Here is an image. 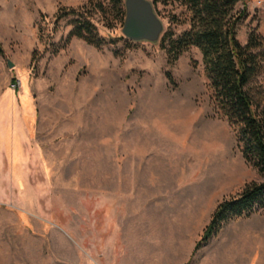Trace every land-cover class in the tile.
I'll use <instances>...</instances> for the list:
<instances>
[{
	"label": "rangeland",
	"instance_id": "374dc122",
	"mask_svg": "<svg viewBox=\"0 0 264 264\" xmlns=\"http://www.w3.org/2000/svg\"><path fill=\"white\" fill-rule=\"evenodd\" d=\"M87 2L0 0V264H264V208L194 250L218 202L264 180L210 98L200 49L171 64L95 13L113 42L72 37L51 54L72 27L57 14ZM157 7L166 28L171 6ZM234 12L242 44L264 36V0Z\"/></svg>",
	"mask_w": 264,
	"mask_h": 264
},
{
	"label": "trees",
	"instance_id": "16d2710c",
	"mask_svg": "<svg viewBox=\"0 0 264 264\" xmlns=\"http://www.w3.org/2000/svg\"><path fill=\"white\" fill-rule=\"evenodd\" d=\"M151 1L156 12L159 3L171 6L166 13L169 24L158 40L168 54L169 63H174L190 46L200 49L211 100L235 128L245 159L264 172V88L257 92L250 90L252 80L264 71V36L252 30L245 44L239 40L236 24L241 15H236L234 9L240 0ZM95 13L101 15L107 28L122 26L124 0H88L79 7L60 10L56 19L70 14L72 27L64 40L52 43L51 54H57L72 37L98 48L113 42L116 38L107 39L100 33L94 21ZM178 27L182 29L178 31ZM0 54H5L1 42ZM38 57L34 52L31 61ZM166 76L173 83L170 71ZM262 208L264 180L250 181L238 194L218 202L194 250L228 220Z\"/></svg>",
	"mask_w": 264,
	"mask_h": 264
},
{
	"label": "water",
	"instance_id": "95a60500",
	"mask_svg": "<svg viewBox=\"0 0 264 264\" xmlns=\"http://www.w3.org/2000/svg\"><path fill=\"white\" fill-rule=\"evenodd\" d=\"M125 18L121 31L132 41L157 42L164 30V22L157 14L151 0H124ZM8 65H14L8 59Z\"/></svg>",
	"mask_w": 264,
	"mask_h": 264
},
{
	"label": "built area",
	"instance_id": "2783aa9c",
	"mask_svg": "<svg viewBox=\"0 0 264 264\" xmlns=\"http://www.w3.org/2000/svg\"><path fill=\"white\" fill-rule=\"evenodd\" d=\"M17 85V84H16Z\"/></svg>",
	"mask_w": 264,
	"mask_h": 264
}]
</instances>
